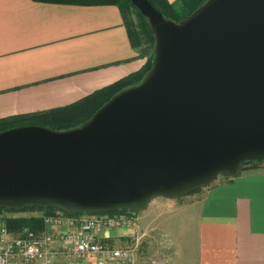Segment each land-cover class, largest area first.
<instances>
[{"label": "water", "instance_id": "water-1", "mask_svg": "<svg viewBox=\"0 0 264 264\" xmlns=\"http://www.w3.org/2000/svg\"><path fill=\"white\" fill-rule=\"evenodd\" d=\"M151 67L81 125L0 131V209L140 212L264 161V0H207L175 22L130 0Z\"/></svg>", "mask_w": 264, "mask_h": 264}, {"label": "crops", "instance_id": "crops-1", "mask_svg": "<svg viewBox=\"0 0 264 264\" xmlns=\"http://www.w3.org/2000/svg\"><path fill=\"white\" fill-rule=\"evenodd\" d=\"M145 62L116 5L0 0V119L69 105ZM133 217L98 236L137 241L136 264H264V168L155 198Z\"/></svg>", "mask_w": 264, "mask_h": 264}, {"label": "built area", "instance_id": "built-area-1", "mask_svg": "<svg viewBox=\"0 0 264 264\" xmlns=\"http://www.w3.org/2000/svg\"><path fill=\"white\" fill-rule=\"evenodd\" d=\"M44 230H9L0 215V264H136L138 242L116 247L98 236L101 229L129 227L133 214H80L62 211L43 215Z\"/></svg>", "mask_w": 264, "mask_h": 264}, {"label": "trees", "instance_id": "trees-1", "mask_svg": "<svg viewBox=\"0 0 264 264\" xmlns=\"http://www.w3.org/2000/svg\"><path fill=\"white\" fill-rule=\"evenodd\" d=\"M39 2L48 3H62V4H78V5H99V4H113L116 5L123 17L125 26L127 27L129 36L133 47H135L139 55L146 57V62L143 67L133 72L116 82L100 88L80 100L62 107H55L47 110L13 115L0 119V131L19 125H43L54 129L63 130L81 125L84 121L89 119L105 102H107L115 93L120 90L135 85L141 81L143 75L151 67V59L153 55V33L149 27L148 20L141 15V13L134 7L130 0H35ZM165 17L178 22L194 10L201 6L207 0H175L171 3L166 0H149ZM135 13L138 18V31L130 29V21L128 15ZM247 167H263L264 161L245 163L241 170ZM240 170V171H241ZM239 171V172H240ZM224 179H230L223 177ZM213 184V183H212ZM211 184V185H212ZM197 189L195 191H198ZM194 191V192H195ZM38 212L37 215H30L26 217H10L7 219L9 230L12 232H19L24 228L40 232L44 230L43 215L55 214L59 210L52 207H37L28 206L21 211L0 209V215L4 212ZM69 215H80L75 213L64 212ZM135 214L127 210L108 212L105 214ZM101 214V213H100ZM104 214V213H102ZM4 216V215H3Z\"/></svg>", "mask_w": 264, "mask_h": 264}, {"label": "rangeland", "instance_id": "rangeland-1", "mask_svg": "<svg viewBox=\"0 0 264 264\" xmlns=\"http://www.w3.org/2000/svg\"><path fill=\"white\" fill-rule=\"evenodd\" d=\"M128 19L130 21V29L133 31H138V18L135 15V13H131L128 15ZM223 177L220 176L218 177L215 181H218L220 179H222ZM214 183V182H213ZM38 212H17V213H12V212H4L2 215H4L6 217V219L10 218V217H26V216H30V215H37ZM12 232V231H11ZM14 233V232H12ZM18 233V232H15ZM14 233V234H15Z\"/></svg>", "mask_w": 264, "mask_h": 264}]
</instances>
